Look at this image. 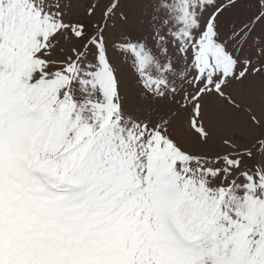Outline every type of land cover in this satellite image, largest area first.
<instances>
[{"label":"snow or ice","instance_id":"obj_1","mask_svg":"<svg viewBox=\"0 0 264 264\" xmlns=\"http://www.w3.org/2000/svg\"><path fill=\"white\" fill-rule=\"evenodd\" d=\"M0 264H264V0H0Z\"/></svg>","mask_w":264,"mask_h":264}]
</instances>
